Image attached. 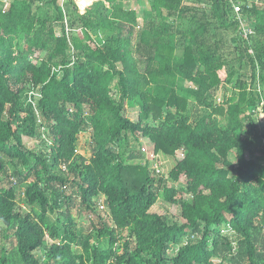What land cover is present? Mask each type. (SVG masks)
Here are the masks:
<instances>
[{
  "label": "trees",
  "instance_id": "1",
  "mask_svg": "<svg viewBox=\"0 0 264 264\" xmlns=\"http://www.w3.org/2000/svg\"><path fill=\"white\" fill-rule=\"evenodd\" d=\"M140 1L0 0V264H264V0Z\"/></svg>",
  "mask_w": 264,
  "mask_h": 264
},
{
  "label": "rangeland",
  "instance_id": "2",
  "mask_svg": "<svg viewBox=\"0 0 264 264\" xmlns=\"http://www.w3.org/2000/svg\"><path fill=\"white\" fill-rule=\"evenodd\" d=\"M78 10L83 13L85 12L84 7H86V5L90 2H94L95 0H74ZM126 1V5L128 7H132L134 9H136L139 13L142 12V10L146 7V4H142L140 3V0H125ZM1 2L3 3V7L5 6L6 3L9 2V0H1ZM80 7V8H79ZM82 9V11H81ZM84 10V11H83ZM177 24L179 25H185V24H180V21L177 22ZM228 46H226L227 48ZM227 50L232 51V45L230 44L229 49L227 48ZM235 67H239L240 62L237 60L235 62H233ZM226 69H224L223 74H225ZM232 90L230 88V86L228 87H222L219 89L218 93H217V98H218V102L219 100L221 101L223 98L228 97L231 94ZM129 105V104H126ZM127 109V115L134 118L137 115V111H138V107L136 106H126ZM261 116V117H260ZM255 118V122H256V126L258 128V130L260 132H264V120L262 118V114L261 112L256 114L254 116ZM143 139V138H142ZM140 140L139 144L133 143L134 146H136L137 149H139L143 154H146V161L149 164V169L151 171H154L156 174L159 173V175L162 176V178H164L167 182V185L169 186H174L176 185L169 177H168V171L170 169V162L173 160V158L169 159H163L162 157H159V154H155V152L153 151V148L150 147V143L148 142V140L143 139ZM249 147L248 150L246 151V156L247 158L250 159H255L258 158L262 153H261V149L264 145V138L261 141H256L254 135H251L249 138ZM42 140H44V138H42L41 140L38 139H32L29 137H25L24 138V142L26 145H28V147L31 148H35V149H43L44 151H48V149H45L46 147L48 148V146H46ZM83 140V139H82ZM45 141V140H44ZM142 142V143H141ZM141 146V147H140ZM182 155L181 153H177L176 157L180 158ZM167 164V165H165ZM186 200H189L190 198L186 195V197H184ZM150 212L153 213H157L159 215H165L167 216V218L169 220L174 221V222H178V223H182L184 222L183 219L180 217V209L179 206L177 204H171L166 202L162 195H159L157 201L154 203V205L150 208ZM76 215L78 216L77 219V225L78 227L82 228L85 232L89 231V229L91 228V222L96 223L97 219L95 217H91L88 219V215L83 212L82 209L80 210H75ZM90 232H92V229L90 230ZM92 241V240H91ZM106 243V242H104ZM176 252V250L174 251H170L169 255L172 254L174 255Z\"/></svg>",
  "mask_w": 264,
  "mask_h": 264
},
{
  "label": "built area",
  "instance_id": "3",
  "mask_svg": "<svg viewBox=\"0 0 264 264\" xmlns=\"http://www.w3.org/2000/svg\"><path fill=\"white\" fill-rule=\"evenodd\" d=\"M232 2V8L234 13L237 15L238 22V29L242 32V35L246 37L248 34L253 32L254 24L250 21L247 16H242L240 13L241 7L246 4L247 7H251L253 2H258V0H229ZM261 117V116H260ZM262 118L264 119V114H262Z\"/></svg>",
  "mask_w": 264,
  "mask_h": 264
},
{
  "label": "clouds",
  "instance_id": "4",
  "mask_svg": "<svg viewBox=\"0 0 264 264\" xmlns=\"http://www.w3.org/2000/svg\"><path fill=\"white\" fill-rule=\"evenodd\" d=\"M261 114H264V113H261ZM264 120V119H263Z\"/></svg>",
  "mask_w": 264,
  "mask_h": 264
}]
</instances>
